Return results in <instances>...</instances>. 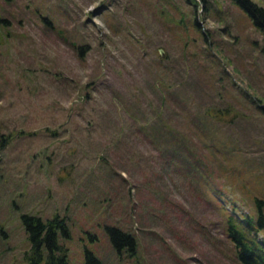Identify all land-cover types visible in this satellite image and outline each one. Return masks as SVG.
Segmentation results:
<instances>
[{
	"label": "rangeland",
	"instance_id": "1",
	"mask_svg": "<svg viewBox=\"0 0 264 264\" xmlns=\"http://www.w3.org/2000/svg\"><path fill=\"white\" fill-rule=\"evenodd\" d=\"M262 107L264 33L232 0H0V264H27L23 214L66 219L69 264L85 247L102 264H238L214 207L264 202ZM165 124L206 180L170 159Z\"/></svg>",
	"mask_w": 264,
	"mask_h": 264
},
{
	"label": "trees",
	"instance_id": "2",
	"mask_svg": "<svg viewBox=\"0 0 264 264\" xmlns=\"http://www.w3.org/2000/svg\"><path fill=\"white\" fill-rule=\"evenodd\" d=\"M232 1L248 13L253 24L264 33V10L251 0ZM190 23L191 26H196L197 21L194 15ZM261 109L264 112V107ZM222 111L223 109L219 107H214L213 110L208 107L205 108V113L208 115L211 113L220 114ZM165 127L166 130L160 131L162 132L160 135H162V139L166 137L164 139L167 141L164 143L169 145L167 149H170V159H179L180 163L184 164V174L189 173L186 169L190 166H193L196 173V168L198 167L195 166V163L198 164V159L193 153V149L189 147L188 142L184 141V139L177 142L172 135V132L176 133L177 131L168 128L167 124H165ZM194 129L196 131L200 129L199 124H194ZM50 133L55 134L54 131H50ZM148 135L150 136V134ZM169 137L174 143L172 146L168 142ZM196 174L199 176L198 178L206 180L201 171ZM224 192H222L220 187H213L215 199L222 197ZM262 198L255 197V204L252 206L251 211L247 213H237L238 207L234 204L231 205V211L229 212H225L224 208L218 204L214 207L215 212L219 213L221 217L220 225L231 245L233 258L238 264H264V202ZM65 220L64 217H59L57 214L44 220L33 214L22 215L21 224L29 243L28 251L24 253L27 264H69L67 247L59 241V239L64 240L70 237ZM105 233L113 251L120 253L121 248H126L128 254L133 255L131 248L133 241L131 238L134 239V237L130 232L116 225H105ZM82 264L102 263L92 251L85 247Z\"/></svg>",
	"mask_w": 264,
	"mask_h": 264
},
{
	"label": "flooded vegetation",
	"instance_id": "3",
	"mask_svg": "<svg viewBox=\"0 0 264 264\" xmlns=\"http://www.w3.org/2000/svg\"><path fill=\"white\" fill-rule=\"evenodd\" d=\"M196 21H197V19H196ZM196 25H197V24H196ZM131 239H132V241H133V244H132V247H131V248H132V250H133V252H134V248H135L136 245L134 244V239H133V238H131ZM129 248H130V247H129ZM129 248H128V249H129ZM129 250H130V249H129ZM83 252H84V249H83ZM129 254H130V253H129ZM130 255H131V254H130Z\"/></svg>",
	"mask_w": 264,
	"mask_h": 264
},
{
	"label": "water",
	"instance_id": "4",
	"mask_svg": "<svg viewBox=\"0 0 264 264\" xmlns=\"http://www.w3.org/2000/svg\"><path fill=\"white\" fill-rule=\"evenodd\" d=\"M158 52H159V54H161V53H162V49L159 48V49H158Z\"/></svg>",
	"mask_w": 264,
	"mask_h": 264
}]
</instances>
